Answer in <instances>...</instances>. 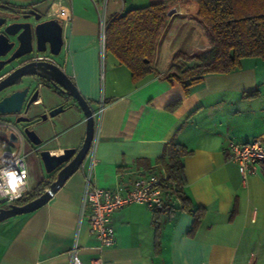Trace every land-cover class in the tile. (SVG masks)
<instances>
[{
  "label": "crops",
  "instance_id": "crops-1",
  "mask_svg": "<svg viewBox=\"0 0 264 264\" xmlns=\"http://www.w3.org/2000/svg\"><path fill=\"white\" fill-rule=\"evenodd\" d=\"M33 1L46 20L58 18L62 4L71 8L69 20L58 18L64 25V45L54 59L94 112L101 101L105 111L93 154L83 166L42 208L0 223V264H71L75 245L82 264H264V166L244 180L228 150L230 142L264 140V60L245 58L235 71L207 75L186 95L179 83L161 76L176 54L210 59L213 46L195 18L196 5L169 2L176 13L159 40L152 71L135 81L126 65L109 52L102 53L104 0ZM168 1L107 0L104 18L107 23L131 9ZM195 38L203 40L199 44ZM177 101L180 106L169 110ZM60 106H64L60 114L41 120ZM27 117L31 122L26 125L42 141L36 147L21 137L28 154L27 188L32 192L52 176L40 152L60 155L66 149L79 150L87 125L75 99L46 82ZM14 120L0 115V126L9 123L17 129ZM173 143L190 152L183 158L190 207H182L174 185L164 186L159 212L132 204L114 213L116 243L100 248L81 211L86 179L90 177L96 187L129 190L140 177L165 174L160 159ZM12 144L9 139L1 142L0 151ZM196 209H201L198 220Z\"/></svg>",
  "mask_w": 264,
  "mask_h": 264
},
{
  "label": "trees",
  "instance_id": "trees-1",
  "mask_svg": "<svg viewBox=\"0 0 264 264\" xmlns=\"http://www.w3.org/2000/svg\"><path fill=\"white\" fill-rule=\"evenodd\" d=\"M181 1L197 6L195 18L207 30L214 48L210 59L186 53L174 55L172 66L161 76L162 79L176 81L188 95L192 86L202 82L207 75L235 71L241 68V61L245 58L264 60V0ZM170 8L169 1L153 4L131 9L107 22L106 51L131 70L135 81L142 80L152 71ZM180 104L181 101H177L168 109L174 111ZM188 154L185 146L173 143L160 159L166 169L165 174L160 175L163 185L175 186L185 209L190 207L184 192L183 158ZM54 180L52 174L16 204L23 205L38 198ZM200 212L201 209L194 210L195 219L200 218Z\"/></svg>",
  "mask_w": 264,
  "mask_h": 264
},
{
  "label": "water",
  "instance_id": "water-1",
  "mask_svg": "<svg viewBox=\"0 0 264 264\" xmlns=\"http://www.w3.org/2000/svg\"><path fill=\"white\" fill-rule=\"evenodd\" d=\"M38 2L27 4L26 0H0V115L13 116L18 133L9 130L8 139L18 145L20 136L34 146L42 144L41 139L31 129V119L27 114L39 98V80H44L61 95L75 99L86 117V136L82 147L66 149L60 155H51L49 151H41L40 157L48 174H54L55 180L38 198L23 204H8L0 207V223L17 216L30 214L46 205L64 184L83 166L93 147L96 124L94 110L89 101L78 90L73 80L56 63L55 57L61 53L64 45L63 23L55 19L40 22L43 14L36 10L21 12L22 7L37 5ZM176 9L170 10L173 17ZM34 19V20H33ZM49 53L54 58L43 55ZM20 65L16 63L25 58ZM16 65V66H15ZM12 66H14L12 68ZM6 93L5 95H3ZM3 95V96H2ZM64 106L41 116L45 122L49 117L60 114ZM25 125V126H24ZM20 136H19V135ZM6 202L0 201V206Z\"/></svg>",
  "mask_w": 264,
  "mask_h": 264
},
{
  "label": "built area",
  "instance_id": "built-area-1",
  "mask_svg": "<svg viewBox=\"0 0 264 264\" xmlns=\"http://www.w3.org/2000/svg\"><path fill=\"white\" fill-rule=\"evenodd\" d=\"M106 1L104 0V10L101 14L103 19H101L100 40L103 55L106 51L107 23L104 18ZM57 16L63 21L69 20L72 16L71 8L62 4L58 8ZM104 111L105 104L101 101L99 108L94 112L96 129L101 123ZM1 127L9 128L18 133L17 129L9 123ZM93 147L87 157L93 154ZM228 150L230 160L239 166L244 180L250 175H257L259 167L264 166L263 139H256L245 144L230 142ZM27 157L28 154L21 144V136L18 145L12 144L7 149L0 151V201L5 199L6 205L16 204L29 193L27 188L29 178ZM163 192V179L158 174L138 178L129 190H125L124 187H119L116 190L96 187L88 177L81 211L88 220L90 237L99 244L100 248L113 246L116 243V233L111 225L112 215L132 204H144L152 210H161L164 205ZM71 264H82L76 245L71 250Z\"/></svg>",
  "mask_w": 264,
  "mask_h": 264
},
{
  "label": "flooded vegetation",
  "instance_id": "flooded-vegetation-1",
  "mask_svg": "<svg viewBox=\"0 0 264 264\" xmlns=\"http://www.w3.org/2000/svg\"><path fill=\"white\" fill-rule=\"evenodd\" d=\"M35 3L36 1H27V4H31V3ZM38 5V4H37ZM37 5H29V6H25V7H22V9H21V12H24V11H28V12H30V10H36V6ZM36 11H38V10H36ZM39 12V11H38ZM40 13V12H39ZM42 14V13H41ZM34 20V19H33ZM46 22V19H45V17H44V15H43V17H42V19L41 20H39V23L40 22ZM50 51H49V49H48V51H47V53H45V54H42L43 56V59L45 58V57H48V58H54L53 56H51V54L49 53ZM28 57H25V58H23V59H21V60H19L17 63H16V65H20L24 60H26ZM15 65V66H16ZM14 66H12V68H13ZM43 82H46V81H44V80H39L38 82H37V85H39V86H42V84H43ZM47 83V82H46ZM6 93H4L3 95H5ZM2 95V96H3Z\"/></svg>",
  "mask_w": 264,
  "mask_h": 264
},
{
  "label": "rangeland",
  "instance_id": "rangeland-1",
  "mask_svg": "<svg viewBox=\"0 0 264 264\" xmlns=\"http://www.w3.org/2000/svg\"><path fill=\"white\" fill-rule=\"evenodd\" d=\"M15 2H17V0H15ZM169 2L171 3V4H176L177 2H178V0H169ZM106 6H107V1H106ZM202 41L203 40V38H195V41L197 42V43H201V42H199V41ZM201 45H203V44H201ZM199 49L201 48V50H198L199 51V53H204V50H202L203 49V47H198ZM195 53V52H194ZM198 53V54H199ZM9 130H7L5 133H3L2 132V130L0 129V141L1 142H3V141H7L8 140V136H9ZM1 142H0V144H1ZM7 205L4 203V204H2L0 207H6Z\"/></svg>",
  "mask_w": 264,
  "mask_h": 264
}]
</instances>
